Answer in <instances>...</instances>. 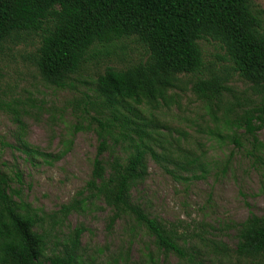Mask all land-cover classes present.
I'll use <instances>...</instances> for the list:
<instances>
[{
    "label": "rangeland",
    "instance_id": "374dc122",
    "mask_svg": "<svg viewBox=\"0 0 264 264\" xmlns=\"http://www.w3.org/2000/svg\"><path fill=\"white\" fill-rule=\"evenodd\" d=\"M252 4L264 10V0ZM38 40L0 51V168L10 178L13 200L36 215L33 231L44 238L45 255L68 250L81 229L75 264H253L236 247L242 224L264 217V169L251 157L254 151L264 156V125L254 143L235 123L258 107L260 97L236 75L218 97L205 100L194 92L198 78L227 68L219 46L200 41L203 71L177 76L164 100L132 103L146 119L156 153L185 164L184 169L160 166L148 156L146 175L130 192L133 205L172 233L187 255L181 259L158 248L132 216L110 225L113 209L102 199H86L84 191L98 146L92 118L112 121L110 112L99 108L97 77L109 67L120 70L145 60V48L134 38L97 47L65 86L56 88L33 64ZM127 150L109 140L100 158L106 164ZM79 202L68 213L62 210Z\"/></svg>",
    "mask_w": 264,
    "mask_h": 264
},
{
    "label": "trees",
    "instance_id": "16d2710c",
    "mask_svg": "<svg viewBox=\"0 0 264 264\" xmlns=\"http://www.w3.org/2000/svg\"><path fill=\"white\" fill-rule=\"evenodd\" d=\"M31 37L39 39L33 64L44 82L56 88H63L97 47L134 38L145 48V60L120 70L109 67L97 77L99 108L108 110L112 121L92 118L99 128L98 146L84 191L89 193L86 199H102L113 209L110 225L123 215L132 216L158 248L184 259L187 255L172 233L130 202L133 185L146 175L148 156L160 166L185 168L179 157L156 153L146 119L132 103L164 100L177 76L200 74V41L209 40L222 50L220 59L228 66L224 73L198 78L193 90L209 100L226 90L231 75L252 84L260 103L235 125L255 143L264 125V10L252 0H0V51ZM109 140L128 150L111 155L105 164L100 156ZM251 157L264 169V156L254 151ZM78 204L62 210L68 213ZM35 216L13 200L10 178L0 168V264H75L82 230H75L68 250L46 256L44 238L33 231ZM238 239L240 256L264 264V217L251 216Z\"/></svg>",
    "mask_w": 264,
    "mask_h": 264
}]
</instances>
